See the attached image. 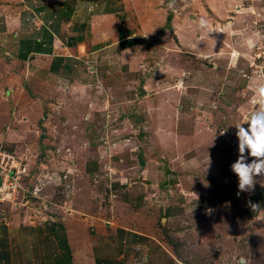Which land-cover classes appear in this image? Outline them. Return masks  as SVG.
Masks as SVG:
<instances>
[{
  "label": "rangeland",
  "instance_id": "rangeland-1",
  "mask_svg": "<svg viewBox=\"0 0 264 264\" xmlns=\"http://www.w3.org/2000/svg\"><path fill=\"white\" fill-rule=\"evenodd\" d=\"M157 6L148 32L133 27L148 35L130 57L84 51L73 72L45 79L17 65V119L0 113V150L20 172L0 193V217L59 219L82 264L92 234L111 224L149 236L152 248L136 253L149 255L143 264H264V177L238 194L230 167L235 124L247 129L264 84V0Z\"/></svg>",
  "mask_w": 264,
  "mask_h": 264
},
{
  "label": "crops",
  "instance_id": "crops-1",
  "mask_svg": "<svg viewBox=\"0 0 264 264\" xmlns=\"http://www.w3.org/2000/svg\"><path fill=\"white\" fill-rule=\"evenodd\" d=\"M143 1L144 11L138 8ZM154 1L0 0V113L8 117L7 121L17 119L12 98L15 88L20 96V71L16 67L21 63L31 65V70L45 79L48 73L73 72L72 65L85 55L84 51L87 55L116 51L115 54L130 57L145 36L133 27L142 30V34L148 32L152 19L163 14V8L157 6L160 0ZM132 10L137 11L134 18L130 15ZM4 72L9 73L8 81L2 76ZM3 134L5 131L0 130L2 138ZM111 225L109 231L92 234L97 239L90 264H143L149 260L147 252L140 256L141 260L136 258L138 250L152 248L147 234L128 226ZM88 237L92 238L89 234ZM68 245L67 228L59 219L37 222L12 219L11 215L0 217V264H82L72 257Z\"/></svg>",
  "mask_w": 264,
  "mask_h": 264
},
{
  "label": "clouds",
  "instance_id": "clouds-1",
  "mask_svg": "<svg viewBox=\"0 0 264 264\" xmlns=\"http://www.w3.org/2000/svg\"><path fill=\"white\" fill-rule=\"evenodd\" d=\"M172 6L170 3L169 7ZM198 23L202 29L208 27L207 20L203 18ZM252 104L255 110L244 121L248 124L247 129L242 126L243 123L235 124L239 155L230 167L238 177V194L253 191L257 183L256 178L264 177V84L257 89ZM248 157L253 159L249 162ZM252 208L255 210L258 206L252 205Z\"/></svg>",
  "mask_w": 264,
  "mask_h": 264
},
{
  "label": "built area",
  "instance_id": "built-area-1",
  "mask_svg": "<svg viewBox=\"0 0 264 264\" xmlns=\"http://www.w3.org/2000/svg\"><path fill=\"white\" fill-rule=\"evenodd\" d=\"M0 158H1L0 164H2L4 167L3 171H0V193H1L3 190V187H5L7 185L8 181L12 177V174H14L15 171L17 173H19L20 171H19V167L16 164L17 161L11 153H9L7 151H1L0 150ZM7 167H9V168H7ZM18 177H16L15 180H17ZM16 187H17V185H16Z\"/></svg>",
  "mask_w": 264,
  "mask_h": 264
},
{
  "label": "trees",
  "instance_id": "trees-1",
  "mask_svg": "<svg viewBox=\"0 0 264 264\" xmlns=\"http://www.w3.org/2000/svg\"><path fill=\"white\" fill-rule=\"evenodd\" d=\"M171 18H172V16L170 15L169 17H168V22H170L171 21ZM168 26H170V25H168ZM261 194H264V192H261ZM263 197H264V195H261L259 198H260V200H262L263 199ZM261 201H259V202H257V205H261V203H260Z\"/></svg>",
  "mask_w": 264,
  "mask_h": 264
}]
</instances>
